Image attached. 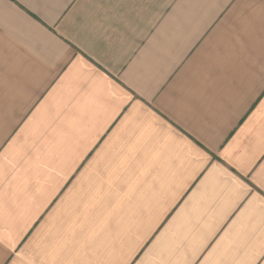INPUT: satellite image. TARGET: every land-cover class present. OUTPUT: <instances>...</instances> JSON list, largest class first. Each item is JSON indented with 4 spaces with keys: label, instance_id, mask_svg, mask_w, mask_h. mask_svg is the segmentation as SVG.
<instances>
[{
    "label": "crops",
    "instance_id": "0c3cea01",
    "mask_svg": "<svg viewBox=\"0 0 264 264\" xmlns=\"http://www.w3.org/2000/svg\"><path fill=\"white\" fill-rule=\"evenodd\" d=\"M0 264H264V0H0Z\"/></svg>",
    "mask_w": 264,
    "mask_h": 264
}]
</instances>
